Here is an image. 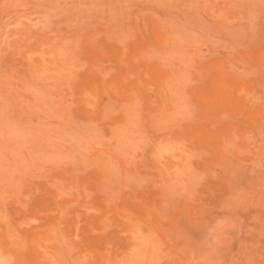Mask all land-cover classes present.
Here are the masks:
<instances>
[{
    "label": "rangeland",
    "instance_id": "1",
    "mask_svg": "<svg viewBox=\"0 0 264 264\" xmlns=\"http://www.w3.org/2000/svg\"><path fill=\"white\" fill-rule=\"evenodd\" d=\"M0 264H264V0H0Z\"/></svg>",
    "mask_w": 264,
    "mask_h": 264
}]
</instances>
